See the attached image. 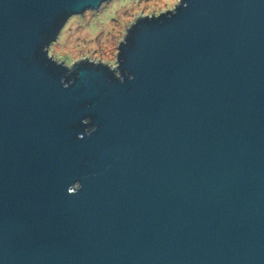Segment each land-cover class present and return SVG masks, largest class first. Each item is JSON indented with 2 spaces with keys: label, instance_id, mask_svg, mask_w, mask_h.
<instances>
[{
  "label": "water",
  "instance_id": "obj_1",
  "mask_svg": "<svg viewBox=\"0 0 264 264\" xmlns=\"http://www.w3.org/2000/svg\"><path fill=\"white\" fill-rule=\"evenodd\" d=\"M105 1L0 0V264H264V0H179L114 66L55 59Z\"/></svg>",
  "mask_w": 264,
  "mask_h": 264
},
{
  "label": "rangeland",
  "instance_id": "obj_2",
  "mask_svg": "<svg viewBox=\"0 0 264 264\" xmlns=\"http://www.w3.org/2000/svg\"><path fill=\"white\" fill-rule=\"evenodd\" d=\"M179 0H107L97 10L72 15L49 45V53L68 66L83 60L114 66L119 41L126 28L142 15L172 10Z\"/></svg>",
  "mask_w": 264,
  "mask_h": 264
}]
</instances>
